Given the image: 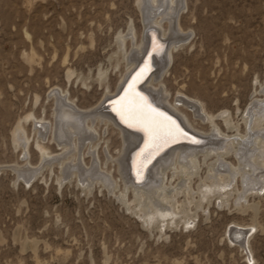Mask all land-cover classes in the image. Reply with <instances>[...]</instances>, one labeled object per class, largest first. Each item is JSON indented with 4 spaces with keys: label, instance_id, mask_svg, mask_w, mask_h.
I'll return each instance as SVG.
<instances>
[{
    "label": "rangeland",
    "instance_id": "374dc122",
    "mask_svg": "<svg viewBox=\"0 0 264 264\" xmlns=\"http://www.w3.org/2000/svg\"><path fill=\"white\" fill-rule=\"evenodd\" d=\"M178 21L186 39L165 60L161 90L202 115L225 110L243 133L248 106L264 103V0H183ZM145 29L138 0H0V264H264V190L236 203L234 180L225 198L203 197L206 159L187 180L166 170L152 191L135 190L117 126L57 124L54 94L98 106ZM233 225L245 236L230 238Z\"/></svg>",
    "mask_w": 264,
    "mask_h": 264
},
{
    "label": "bare ground",
    "instance_id": "6f19581e",
    "mask_svg": "<svg viewBox=\"0 0 264 264\" xmlns=\"http://www.w3.org/2000/svg\"><path fill=\"white\" fill-rule=\"evenodd\" d=\"M182 1L183 0H138V4L144 14L146 29L144 37L141 39L140 45H138L139 47L135 52L132 51L131 54L129 53L131 55L128 57L129 66L120 79L118 86L111 94H106L101 102L98 103V106L101 105L100 108L95 105L96 107L89 111H80L76 109V107H72L67 100H65V102L62 100L61 95L55 93L54 96L56 100H58L57 124L59 123V125H61V129L66 127V129L69 128L74 133H76L78 129H82L81 131H83L84 125L87 129L91 130L92 128L90 125H86L87 120L91 123L94 120H99L104 121L106 124H114L117 126L116 128L119 129L124 144L121 154L123 157L120 160V164L123 165L125 169L124 172L127 174L126 182L132 188H135V190H140L141 188L143 190L152 191L153 187L159 185L158 181H162L160 178L166 170H180L179 172L184 174L187 180L188 176L192 174L190 172L195 168L197 170V166L201 165H199V161L206 159L207 162L212 161L209 163L212 165L210 169H208V174H206L205 177L208 182L203 181L205 189H201V193H199L206 198L208 196L207 194L211 193V196H213V194L215 195V193H217L222 198L230 195L234 190L229 188L234 180L237 182L241 181L242 186H240L242 190H240V187L235 189L236 192L239 190V195L236 193V203H239V199L245 201L249 193L256 194L257 191L264 190V103L259 104L260 100L256 99L248 106V111L242 117V123L245 127L242 133L237 122H232L233 118L231 115H226L225 110L221 109L212 112L206 111L203 108L205 115H202L198 112V106L195 107V102L192 101L194 99L190 97L188 98L192 100L186 98H173L169 101L167 99L166 89H162L163 91L161 90L162 83L160 77L166 66L165 60L170 56L172 48L174 46L176 47V45L186 37V35L180 34L184 33V31L180 27L178 21ZM149 14H151V18L148 17ZM163 21L166 22V25L162 29L161 23ZM158 27H161V30ZM146 30H151V34H146ZM162 42H165V48L160 52L162 50ZM147 46L149 51L146 61L139 65L137 71L125 83L130 72L141 61ZM151 52L153 54H151ZM148 59L154 68L145 77L149 71ZM143 78L144 80L137 85ZM262 91L264 92V87ZM177 100L181 101L180 104L182 105L176 103ZM133 105H143L146 111L152 113L158 119L164 120L167 126L173 129V135L168 136L161 134L159 138L154 139V133L149 123L142 119L134 118L130 114L129 109H131ZM187 106L193 108V114L199 117V121L203 122L201 123L202 125H208L209 129L206 132H204L203 127L199 128L189 123L183 110V108H187ZM200 111H202V109ZM218 120L223 122L224 128L218 125ZM178 123L182 128L199 138L195 142L192 140L193 138L190 139V142H177L179 140H186V138L181 135L180 128L177 125ZM214 126L216 128H214ZM201 129H203V131ZM224 129H231L232 132L239 137L232 138ZM63 133L64 130H61L60 134ZM202 133H206L207 136H203ZM90 135L89 136L92 137L91 133ZM14 136L16 135L14 134ZM62 139L61 141L60 139L57 141L62 142ZM227 155L235 158V162H228L225 159ZM46 157L49 156L46 155ZM226 158H228V156ZM148 174L151 175L148 176ZM182 183L188 186L187 182L183 181ZM199 193L198 196L200 195ZM161 198L162 197H160V199ZM159 211L161 214L177 213L174 210L171 211L168 206H164V209ZM184 222L186 223L188 220L185 219ZM229 231V237L232 238V235L234 237L232 239H237L246 234L244 229L238 225H233ZM244 243L246 242H241L242 246L246 245Z\"/></svg>",
    "mask_w": 264,
    "mask_h": 264
},
{
    "label": "snow or ice",
    "instance_id": "6c2138e0",
    "mask_svg": "<svg viewBox=\"0 0 264 264\" xmlns=\"http://www.w3.org/2000/svg\"><path fill=\"white\" fill-rule=\"evenodd\" d=\"M129 111L134 118H139L149 123L154 133V139L159 138L161 134L173 135V129L168 127L164 120H160L152 113L146 111L143 105H133Z\"/></svg>",
    "mask_w": 264,
    "mask_h": 264
},
{
    "label": "water",
    "instance_id": "95a60500",
    "mask_svg": "<svg viewBox=\"0 0 264 264\" xmlns=\"http://www.w3.org/2000/svg\"><path fill=\"white\" fill-rule=\"evenodd\" d=\"M151 30H146V34H151V32H150ZM148 46H149V42H148ZM148 46H147V49H146V51H145V53H144V55L142 56V58H141V61L139 62V64L130 72V74L128 75V77H127V79H126V81H125V83L128 81V79H130V77L131 76H133V74L137 71V69L139 68V65L141 64V63H143V62H145L146 61V58H147V56H148ZM164 48H165V42H162V50L160 51V52H162L163 50H164ZM151 54H153L152 52H151ZM150 54V55H151ZM148 66H149V71L147 72V74L145 75V77L153 70V65L151 64V62H150V60L148 59ZM144 77V78H145ZM144 78L141 80V81H139L138 83H137V85H139L143 80H144ZM124 83V84H125ZM123 88V87H122ZM122 88H121V90H122ZM121 90H120V92H121ZM119 92V93H120ZM118 93V94H119ZM106 103H107V101H106ZM178 125V127L180 128V132H181V135H183L185 138H186V140H179V141H177V142H181V141H183V142H190V139H192L194 142L199 138L198 136H196V135H194L193 133H191V132H189L188 130H186V129H184V128H182L181 127V125L178 123L177 124ZM189 138V139H188ZM172 145V144H171ZM170 146V145H169ZM168 147V146H167Z\"/></svg>",
    "mask_w": 264,
    "mask_h": 264
}]
</instances>
